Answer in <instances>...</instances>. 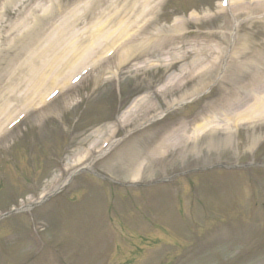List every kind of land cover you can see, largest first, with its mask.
<instances>
[{
  "label": "rangeland",
  "instance_id": "1",
  "mask_svg": "<svg viewBox=\"0 0 264 264\" xmlns=\"http://www.w3.org/2000/svg\"><path fill=\"white\" fill-rule=\"evenodd\" d=\"M70 1L72 0H15L2 10L0 14V107L4 106V108H8L19 104L16 100L18 92L22 94H26L27 92L10 90V88L17 83L19 88L25 89L31 67L43 63V58L34 56V53H41L49 45V42H45L40 38L34 41L33 44H26L28 36L33 35L34 31L39 29V27L42 29L43 34L45 33L55 37L58 34L64 36V33H61V28H58V25L62 22V16L65 14L63 11L69 6ZM216 1L218 0H170L169 4H174L177 8L182 9L180 12L196 9L193 11L200 15V18L196 20L197 22L184 18L187 23L186 29L196 26L199 29L205 28L206 30L211 28L212 31L219 32V34L221 30L235 29L237 36L233 42L230 41L232 49L238 45L242 36H255L261 26L264 35V22H262L264 20V13H259L264 11V0H243L242 9L235 11V19L230 14L227 16L216 14V18L211 17L209 19L204 15V12L209 9L213 10ZM126 3L127 0H120V8ZM45 7L50 8L45 9ZM162 13H164L163 17L165 19L162 17L158 20H165L167 24L164 27L168 31L169 25L172 24L174 17L168 9L162 10ZM222 19H225V22ZM227 21L230 23V26L226 24ZM84 23V20H82L78 25L81 27ZM234 25L236 26L234 27ZM262 38L264 39V36ZM192 49L193 47L188 45L183 51H190ZM56 52L59 53L60 51H55V55ZM188 56L186 60L178 61L169 68L158 64L159 62L156 60H150L144 65L140 63L134 65L133 62L127 63L120 65L116 71L108 72V70L117 68L115 61L109 63L107 66L108 69L98 71L80 91L65 96V99L59 101L56 108L60 107L62 109L61 112L64 111V115L68 112L67 121L77 123L78 129L69 137L63 138V132L60 130V126L49 124L44 130L45 141L43 146L40 147L43 152L41 156L34 151L36 144L33 141L28 145L29 151H22L24 154L11 150V144L13 142L17 141L16 143H20L22 141L19 140L21 137L20 130H15L10 136L2 139L0 142V182L3 184V193L5 196H0V200L4 198L8 202L7 204L4 203V205L10 206L15 198L19 199L20 197L26 199L30 197L29 194L38 188L39 184L41 188H44L43 185H47L56 176L57 166L55 159L61 158L64 163L66 160V166L71 168V165L76 163V161L78 162L88 150L98 146L100 140L111 129L109 125L113 102L110 83L111 72L119 74V77L123 79L124 98H122L123 106L120 110L125 121L127 120L126 123L130 124L129 126L140 124L150 114L154 113H147L152 106L156 110H164L177 98L185 97L189 99L192 95L200 94L202 90L200 92H194V86L198 81L197 79L196 81L192 80L190 82L182 81L181 84L175 85L169 88L168 91L161 93L163 84L169 78L178 74L183 66H186L192 61V51L189 52ZM163 58H166V55ZM228 58H230V54ZM226 72L227 70L224 73L226 74ZM223 81V79L214 81V76L212 75V79L209 82L207 81L208 84L206 83L207 85L205 87L211 83H215L214 93L224 92L227 83ZM84 90L87 91L85 92ZM78 94L83 99L86 97L87 100L82 102V106L80 107L81 112L76 109L69 116L73 108L72 106L81 103H78L79 100H82ZM89 94L92 97H88ZM137 99H140L139 104L131 109ZM204 100H200L193 107V111L201 108ZM181 111L182 109H179L174 114H179ZM50 115V113L45 112L39 117L38 121L34 122L32 120L31 122L34 123L29 122L26 126L28 131L36 123H44L47 116ZM177 125L175 123L165 129L158 127L150 131L149 135L155 138L153 144L154 152L153 154L150 153V155L147 154L149 151L146 153L142 152L135 162L136 165H141V172L138 176L140 182L149 183L156 178L185 170L188 168L186 165L193 163L194 160H201V163L208 164L214 161L216 155L218 158H225L224 156H226L228 161H236L237 159L241 161L245 159L249 161L253 159L264 160V123L259 125L249 124L241 126L239 129L237 128L238 130L236 129L234 131L232 148L230 150L227 149V151L221 150L220 147L213 149L208 143L210 139V135L208 134H202L196 141H182L178 139V130H168ZM100 126L104 127L100 130L98 129ZM214 134L217 141L222 140L226 135L221 130H217ZM254 137H258V139L255 144L251 145ZM194 144H196L195 147ZM221 145L224 146V144ZM258 146L261 147L255 152ZM155 147L158 148L155 149ZM37 148L39 149V146ZM39 156L40 162L36 164L35 159ZM45 156L47 157L45 158ZM9 158H12V163L6 162ZM121 158L123 159L125 157L122 156ZM18 160H21L19 165L22 164V166L13 173L9 167L16 164ZM5 162L6 164L2 167V164ZM95 167L103 173H109L121 180L130 179L133 175L130 172L131 167L128 172H125L128 170L125 167H114V165L104 166L97 163ZM238 174L236 180L232 183V185H236L235 190L232 188L235 196L230 200L229 204L223 199L226 195L224 186L214 189L211 195L212 198H209L210 194L208 192L211 191L210 188L204 186L198 177L197 179L195 178L199 188L197 195L200 201H211L209 207L213 212H211L210 217H214L213 215L217 212L230 213V218L225 217L223 220L231 224L226 226L225 224L217 222L215 219H210L199 209H195L190 213L185 211V215L189 220L196 218L194 221L200 225L196 231L200 232L202 236L200 241L196 242L199 243L198 251L188 260L185 259L183 264H264V208L262 207V203H264V170L248 168L247 170L238 172ZM33 175H35V178ZM239 181H243L241 188L237 185ZM96 185L99 196L104 203V205L102 204L103 211L111 212L112 215H118V220L124 224L122 228L125 227L126 230L121 232L122 242H120L121 239L117 235L119 233L116 234L118 231L116 227L113 228L110 225L109 228L108 225L104 230H101L100 235H97L99 227L93 221H90L89 230L85 231L86 234L74 236L76 240L83 238L81 246H78L77 249H83L88 254L91 260L88 264H95L93 262L95 260L93 250L99 248L97 253H95V255H98L102 250L100 249L101 246L104 250L114 249V243L117 246L119 244L118 242L126 246L129 251V258L125 264H165L172 257L173 250L178 249L179 245L167 244L165 246L166 242L162 239L167 242L174 241V235L169 234L167 231L169 230L168 227L172 224L177 226L176 217H179L176 208L180 198L186 200L189 197L190 193L186 192L188 185L184 182V185L180 189H168V194L162 191L158 196H154L152 192L146 189L141 190L139 193V191L134 189L125 190L124 188L106 183L104 185L103 183ZM118 192L122 193V195L127 192V196L122 197ZM9 193L15 196L13 200L11 197H8ZM164 200H167V202L163 204L162 201ZM168 201L172 204V209L169 208ZM224 204L228 207H224ZM186 205L187 203L185 207ZM225 208H229L231 211H227ZM85 209L89 213L94 212L92 205L87 206ZM81 211H83L81 207L76 210L79 213ZM64 213L68 217L72 215L71 210H67ZM174 214H176V217ZM145 216H150L151 219L146 220ZM43 225L46 226L49 238L53 239L51 242L53 244L54 238L58 240L60 238L66 239L68 235H71L70 233L68 234L69 230L65 229L62 231V236L53 237L51 227H48V224L43 223ZM127 228L143 233L139 238L138 244L135 232L131 233ZM177 228L180 231L183 230L182 227L177 226ZM149 230L157 233L161 240H156L149 250L145 251L144 244L153 236V232H145ZM73 231L76 230H72L71 232ZM108 231H110L109 234ZM233 233L237 234V239ZM97 237H103L104 243L96 245L92 241V245H90L87 242V240H95ZM184 237L180 239L183 243L188 242L189 239H193L190 234H184ZM20 244L23 245V241L18 245ZM71 246L66 244L64 246L65 248H62L67 255V261L71 264H81V261L85 259L83 255L73 251H65V249L71 248ZM56 250L60 251L58 247H56ZM27 251L24 246L19 249H10V252L14 253L13 260L18 257L16 261H23ZM116 252L118 255V248ZM29 253L27 252L26 255ZM166 254H169V258L162 261L163 255ZM179 256L181 257L182 254ZM124 257H121V259ZM47 258L51 260L52 255H47ZM109 261L110 258L103 264H109ZM23 264L28 263L24 262ZM38 264H51V262L49 263V260L42 258Z\"/></svg>",
  "mask_w": 264,
  "mask_h": 264
},
{
  "label": "bare ground",
  "instance_id": "2",
  "mask_svg": "<svg viewBox=\"0 0 264 264\" xmlns=\"http://www.w3.org/2000/svg\"><path fill=\"white\" fill-rule=\"evenodd\" d=\"M242 1L243 0H234L233 3L236 6V9L239 10V8H241ZM152 5H151V0H144L143 2H140L139 5L133 2L130 6V11H132L133 13H131L127 17L120 18L118 16L117 11H114V13H109L106 20L104 21L98 20L96 22L95 30L93 32H90L86 36L84 35L87 39L85 45L81 44L76 38V37H80L79 34L70 33L71 39L69 40V43L66 46V55L69 56L70 58H76L78 56L79 58H81L82 56L83 58H86L93 50H99V54L102 55L112 47L119 46L118 62L122 63L123 61H126L130 56L135 57L137 59H141L143 57H149L152 54L153 50H155L159 54L163 53L164 49L167 48V44L164 43V38H160V35L158 34L161 32V30L155 32L151 36L148 37L144 36L145 38L143 40L141 39L138 40V42L136 41L140 37L139 36L136 38L139 30H144L142 33L146 32V28L142 23H144V21L146 20V14ZM85 6L86 7L88 6V2L85 3ZM140 18H143V20L139 21ZM108 20H111V23H109V25H107ZM181 29H182V25L175 24L173 26L172 31L180 32ZM127 37L129 39H126L124 43V40ZM174 51H175L174 46H172L168 50L169 53H173V54ZM202 52H203V48L200 49L198 60L194 59L184 67V69L180 73L181 80L183 78L196 76L199 73L196 71H197V67L202 63V61H200L202 60V55L200 56V53ZM57 58H60V56H58ZM177 58L178 57L176 55L173 56L170 61H164V65L167 67L171 66L172 61L176 60ZM204 60H206V57L203 59V61ZM142 61L143 62L147 61V58ZM73 67L68 69L67 73L53 77L51 79V82L47 85H50V87H52L53 86L52 84L57 82V84H62L61 86H64V84L67 81V78L71 75L70 72L68 71L72 70ZM173 81H178L177 76L176 78H174V80H169L165 85L166 86L172 85ZM259 82H263L262 79ZM259 82L256 84V88L258 89L256 90V92L262 90V88L264 87V85L257 86ZM37 84L42 86V83H39L38 81ZM205 85H206L205 83H199L196 89L199 90L203 88ZM233 92L234 91L232 89L228 91L229 94ZM244 103L245 102L242 101V103L240 104L241 107L225 114V115H229L228 116L229 118H227L229 120L227 124H229L230 122L236 123L242 120L259 121L260 119L262 120L264 118V97L262 98L256 97L252 102H250L246 106H244ZM10 110L11 109H8L5 112L3 110L0 111V125H2L4 123V120L6 119L5 118L3 120L2 118L6 114L8 115ZM231 114H237L234 120L230 116ZM212 121H214L213 117L211 119H207L204 123L195 125L194 127L195 131H198L199 129L202 130L207 128Z\"/></svg>",
  "mask_w": 264,
  "mask_h": 264
},
{
  "label": "snow or ice",
  "instance_id": "3",
  "mask_svg": "<svg viewBox=\"0 0 264 264\" xmlns=\"http://www.w3.org/2000/svg\"><path fill=\"white\" fill-rule=\"evenodd\" d=\"M225 2H227V0H225Z\"/></svg>",
  "mask_w": 264,
  "mask_h": 264
}]
</instances>
